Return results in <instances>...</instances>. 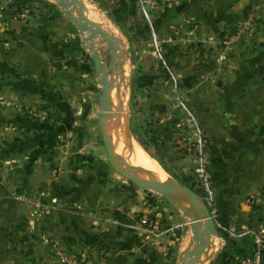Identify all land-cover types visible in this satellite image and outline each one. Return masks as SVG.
I'll return each instance as SVG.
<instances>
[{
	"label": "rangeland",
	"instance_id": "obj_1",
	"mask_svg": "<svg viewBox=\"0 0 264 264\" xmlns=\"http://www.w3.org/2000/svg\"><path fill=\"white\" fill-rule=\"evenodd\" d=\"M80 1L83 14L123 51L125 112L112 119L106 115L104 128L108 120L113 125L123 117L129 134L166 176L205 201L192 160L174 136L182 100L205 138L215 205L219 188L230 189L227 199L233 203H248L249 191H258L262 201L264 170L255 176L253 167L264 168V162L244 156L249 146L244 141L214 146L207 132L211 101L203 96L217 89L216 80L224 73L264 77V0H195L189 10L185 0ZM78 7L77 1L0 0V254L7 242H21L24 235L54 242L44 231L56 233L57 222L66 218L90 221L104 231L128 225L144 232L137 220L142 213L129 211L142 198L146 203L159 199L180 211L182 205L191 220L188 212H199L186 197L175 204L109 164L95 112L99 89L86 46L92 43L101 54L107 41L68 17L81 20ZM201 9L205 18L198 17ZM107 60L108 53L103 64ZM124 159L118 156L115 165L126 167ZM145 214L155 217L153 208Z\"/></svg>",
	"mask_w": 264,
	"mask_h": 264
},
{
	"label": "crops",
	"instance_id": "obj_2",
	"mask_svg": "<svg viewBox=\"0 0 264 264\" xmlns=\"http://www.w3.org/2000/svg\"><path fill=\"white\" fill-rule=\"evenodd\" d=\"M193 2L195 0H185L187 10L194 5ZM253 6H258V3L255 2ZM198 17L205 18L203 9ZM252 76L232 72L217 78V89L203 96L212 102L206 105L211 122L207 132L216 148L220 146L219 141H227V146L232 141H244L245 146L249 145L248 150L243 151L244 156L249 153L248 160L256 162L261 159L264 162V77ZM215 108L217 113H214ZM214 155H217L216 151ZM254 166L255 176L264 170L258 165ZM229 190L219 188L215 192L218 203L212 217L217 232L209 236L208 248L198 256V262L201 261L198 264H235L234 254L232 257L226 255L231 253L226 240L251 239L248 235L231 236L239 229L254 228L264 238V199L257 207L246 202L233 203L227 199L232 193ZM175 201L181 202L179 198H175ZM152 208L157 231L140 230V233L139 230L128 229L126 224V227H112L104 231L103 227L90 221L66 218L63 222H57L56 233L44 231L52 234L54 242L46 243L36 234L24 235L21 242H7L0 254V264H59L58 250L70 251L83 247L93 256L95 264H177L181 253L192 248V229L196 224L184 211L172 209L159 199L147 203L145 198L138 199L129 206V211L145 214ZM50 224L55 223L49 221ZM9 236L13 238L15 234Z\"/></svg>",
	"mask_w": 264,
	"mask_h": 264
},
{
	"label": "water",
	"instance_id": "obj_3",
	"mask_svg": "<svg viewBox=\"0 0 264 264\" xmlns=\"http://www.w3.org/2000/svg\"><path fill=\"white\" fill-rule=\"evenodd\" d=\"M60 4H65L66 2H71L74 4L75 1L79 3L77 9V14L81 20H76L68 17L76 24L79 29H89L91 32H97L105 37L107 41V51L99 54L97 48L92 44L88 43L86 46L88 48V53L92 61L93 73L95 76L96 83L98 84V95L96 100L95 112L98 114L97 123L101 133V138L103 145L106 149L107 158L109 164L113 169L122 173L133 180L135 183L143 188H149L153 191L159 192L163 195L166 189L175 188L183 192L187 201L191 206H199V212H194L190 210L193 217L192 221L198 220L196 226L192 229V248L184 250L179 256V261L177 264H194L198 262V256L204 250L208 248V240L211 234H216V227L212 215L210 214L205 202L195 193L192 189L183 183L175 181L173 179H154V178H144L135 175L130 170L122 169L117 167L111 157V150L106 141V131L103 126V119L106 115H111L114 113L113 108L116 105H112L110 100V93L113 90L115 99H117V106L124 107V97L122 94L123 89H127L123 75V51L116 45V41L113 36L103 29L101 26L95 22L89 20L84 16L82 12V3L80 0H57ZM108 53V60L106 64H103V58ZM130 70V69H128ZM164 182H167L165 184ZM166 196V195H165ZM167 197V196H166ZM179 209L186 211L182 205H178Z\"/></svg>",
	"mask_w": 264,
	"mask_h": 264
},
{
	"label": "built area",
	"instance_id": "obj_4",
	"mask_svg": "<svg viewBox=\"0 0 264 264\" xmlns=\"http://www.w3.org/2000/svg\"><path fill=\"white\" fill-rule=\"evenodd\" d=\"M178 108L182 114L174 119V136L177 142L182 143L181 145L189 153L193 164L192 170L195 182L197 187L204 193V202L212 215V212L216 209L214 179L207 166L205 138L198 119L191 112L187 103L180 100L178 102ZM260 201L261 195L258 191H249L247 193V202L250 205L258 204ZM137 220L138 225L146 231L152 232L158 230L156 219L150 215L142 214ZM231 234V236L248 234L251 237L252 245L249 254L245 256L234 255V258L239 261V264H264V257L262 256L264 238L256 229L249 227L242 228ZM57 256L59 264H95L93 256L86 248L70 251L58 250Z\"/></svg>",
	"mask_w": 264,
	"mask_h": 264
},
{
	"label": "bare ground",
	"instance_id": "obj_5",
	"mask_svg": "<svg viewBox=\"0 0 264 264\" xmlns=\"http://www.w3.org/2000/svg\"><path fill=\"white\" fill-rule=\"evenodd\" d=\"M84 16L86 17V15ZM110 96L112 105H116L115 107H112L114 113L109 118L112 119L116 115H123L125 112V108L117 106V99H115L113 90H111ZM110 123V120H108L106 123H104V125L106 126L105 131L107 133L106 141L110 147L113 162H116L118 156H123L125 158L124 160L126 161V167L121 168L125 170H129L128 168H130V171L139 177L154 179L170 178L166 176L167 173L162 169V166H160L157 161L149 157L147 153L142 149V147L136 142V140L133 139V137L129 134L126 129L127 127L123 117H121L117 123L115 121L113 125L112 123ZM109 124L110 126H108ZM109 134H112V136L109 137ZM110 140H112V142ZM164 183L167 184V182ZM164 194L169 198L171 202L175 204H182L185 200L183 192L175 188L166 189L164 191ZM175 198H179L181 202H176ZM200 262H196L194 264H198Z\"/></svg>",
	"mask_w": 264,
	"mask_h": 264
},
{
	"label": "trees",
	"instance_id": "obj_6",
	"mask_svg": "<svg viewBox=\"0 0 264 264\" xmlns=\"http://www.w3.org/2000/svg\"><path fill=\"white\" fill-rule=\"evenodd\" d=\"M226 245L231 249V253L226 255L227 257H232L233 254L238 256L249 254L252 243L249 237H242L239 241L227 239ZM262 256L264 257V247L262 249ZM235 264H239V261L235 260Z\"/></svg>",
	"mask_w": 264,
	"mask_h": 264
}]
</instances>
